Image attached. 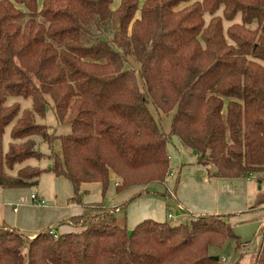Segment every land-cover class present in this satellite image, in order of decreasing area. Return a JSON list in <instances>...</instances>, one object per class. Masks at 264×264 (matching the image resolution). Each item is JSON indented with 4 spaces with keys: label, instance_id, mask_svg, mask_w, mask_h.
I'll return each mask as SVG.
<instances>
[{
    "label": "trees",
    "instance_id": "1",
    "mask_svg": "<svg viewBox=\"0 0 264 264\" xmlns=\"http://www.w3.org/2000/svg\"><path fill=\"white\" fill-rule=\"evenodd\" d=\"M113 4L0 0V187L31 188L48 172L69 180L71 202L82 204V184L101 183L106 195L112 175L118 193L166 186L172 137L211 177L258 173L264 181V0ZM129 58L138 72L125 67ZM15 97L31 100V108L9 104ZM150 105L173 113L169 134ZM49 107L69 133L38 120ZM36 139L51 150L46 169L25 165L45 158ZM175 190L145 194L176 200ZM70 223L83 230H46L30 239L1 226L0 264H222L212 248L231 239L237 252L241 247L224 215H194L177 225L145 220L129 230L125 215L95 204ZM257 235L252 264H264V224Z\"/></svg>",
    "mask_w": 264,
    "mask_h": 264
},
{
    "label": "crops",
    "instance_id": "2",
    "mask_svg": "<svg viewBox=\"0 0 264 264\" xmlns=\"http://www.w3.org/2000/svg\"><path fill=\"white\" fill-rule=\"evenodd\" d=\"M114 4L116 8L120 5ZM168 152L172 176L167 181L166 189L173 192L176 187V200L145 194L146 190L142 189L132 193L127 190L119 201L108 203V192L103 194L101 183H84L81 185L82 204H76L71 202L73 184L63 177L45 172L34 187L8 190L0 187V227L6 225L30 239L46 230L56 235L81 232L83 229L71 225L70 220L81 216L84 206L95 204H103L107 209H116L120 216L125 215L129 230L145 220L177 225L188 223L194 215L204 214L229 216L234 228L264 224V181L258 182L254 175L241 178L211 177L209 167L199 165L197 157L190 159L189 152L177 137L171 138ZM177 175L180 178L178 186ZM111 180H115L117 192L116 176L112 175ZM32 195L37 196L36 201L32 200ZM42 200L44 204L40 203ZM131 200L134 201L126 211H120ZM215 255L220 256L218 253Z\"/></svg>",
    "mask_w": 264,
    "mask_h": 264
},
{
    "label": "rangeland",
    "instance_id": "3",
    "mask_svg": "<svg viewBox=\"0 0 264 264\" xmlns=\"http://www.w3.org/2000/svg\"><path fill=\"white\" fill-rule=\"evenodd\" d=\"M41 2L43 0H40ZM141 2H143L144 0H140ZM196 0H193V2ZM121 2V0H116L115 4H119ZM114 4V5H115ZM183 8V7H182ZM114 10H116V6L113 7ZM137 17H139V14H137ZM206 21L208 22L210 20V16L207 15L205 16ZM241 18L240 16L237 18V20L235 21V23H240ZM231 25V23H225L226 28L229 27ZM128 69H133L135 71H139L140 66L131 58L128 59V62L125 66ZM140 82V87L141 89L144 90L143 86H142V82ZM9 104H13V103H20L23 109H28L31 108L32 103L31 100H26L24 98L21 97H15V98H10L9 99ZM150 110L152 111L158 125L160 126V129L163 131V133H167L169 134L171 131V126H172V118H173V113L171 114H163L161 112H158L157 110H155V108L150 105L149 106ZM38 120L41 123H44L48 126L49 130L51 132H54L56 134H67L70 132V128L69 127H63L61 125H59V122L57 120L56 114L55 112L49 107L48 111L46 113V116L44 118L39 117ZM37 143H38V148L39 150L45 155V158L41 159V160H37V159H30L28 160L25 165H30L33 167H37L40 169H46L48 167H50L52 160L49 159L47 156H49L51 154V150L49 148V146L46 143H43L40 141V139H36ZM9 144H10V128L7 129L5 136H4V151L7 152L9 149ZM55 151L61 155V145L60 142L58 141L55 144ZM188 157L190 159H193L194 157H196L194 154L189 153ZM20 167V166H19ZM11 174V172H9ZM13 173L16 174V172L13 171ZM13 174V175H15ZM255 179H259L260 178V174H255L254 175ZM44 179V177H43ZM171 179V178H170ZM168 185V184H167ZM169 186H167L168 188ZM171 187V186H170ZM33 190H36L34 188H32ZM142 189H144V187H133L131 189H129V192H133L134 190H136L135 192H140ZM169 189V188H168ZM145 190H149L152 192H160V193H164L166 192V186H163L161 184H152L150 186H148ZM108 203H113L114 201H119L125 194L127 191H124L122 193H117L116 189H115V180H112L110 182V186L108 188ZM129 193H127L128 195ZM134 194V193H133ZM126 195V196H127ZM260 237L258 235L254 236L251 238V240H249L248 242H240V248L238 250V252L236 251V247H237V241H234L233 239L228 240L226 242V244L223 246V248L221 249H217V248H212L211 249V254H216L218 253V256L221 261L222 264H252L254 261V258L259 250L260 247ZM223 259H225V262H223Z\"/></svg>",
    "mask_w": 264,
    "mask_h": 264
},
{
    "label": "water",
    "instance_id": "4",
    "mask_svg": "<svg viewBox=\"0 0 264 264\" xmlns=\"http://www.w3.org/2000/svg\"><path fill=\"white\" fill-rule=\"evenodd\" d=\"M260 226L261 225L259 223H255L247 226L233 228V232L236 237L240 239V242H248L252 237L257 235ZM214 259L219 260V257L214 256Z\"/></svg>",
    "mask_w": 264,
    "mask_h": 264
},
{
    "label": "built area",
    "instance_id": "5",
    "mask_svg": "<svg viewBox=\"0 0 264 264\" xmlns=\"http://www.w3.org/2000/svg\"><path fill=\"white\" fill-rule=\"evenodd\" d=\"M31 198H32V200H35V201L37 200V196L36 195H32ZM40 203L44 204L45 201L42 200V201H40ZM52 233H54V232H52ZM223 262H225V259H223Z\"/></svg>",
    "mask_w": 264,
    "mask_h": 264
}]
</instances>
